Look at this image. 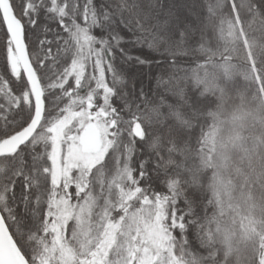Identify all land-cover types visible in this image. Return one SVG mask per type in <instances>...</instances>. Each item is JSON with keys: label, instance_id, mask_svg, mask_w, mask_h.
I'll return each mask as SVG.
<instances>
[{"label": "snow or ice", "instance_id": "snow-or-ice-1", "mask_svg": "<svg viewBox=\"0 0 264 264\" xmlns=\"http://www.w3.org/2000/svg\"><path fill=\"white\" fill-rule=\"evenodd\" d=\"M0 264H264V0H0Z\"/></svg>", "mask_w": 264, "mask_h": 264}, {"label": "trees", "instance_id": "trees-1", "mask_svg": "<svg viewBox=\"0 0 264 264\" xmlns=\"http://www.w3.org/2000/svg\"><path fill=\"white\" fill-rule=\"evenodd\" d=\"M257 36L259 35V33L257 32V33H255Z\"/></svg>", "mask_w": 264, "mask_h": 264}]
</instances>
